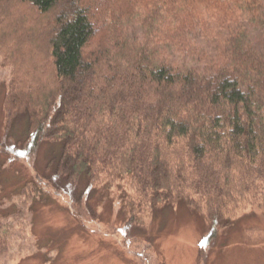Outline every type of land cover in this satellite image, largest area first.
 <instances>
[{
  "label": "trees",
  "instance_id": "trees-1",
  "mask_svg": "<svg viewBox=\"0 0 264 264\" xmlns=\"http://www.w3.org/2000/svg\"><path fill=\"white\" fill-rule=\"evenodd\" d=\"M0 71V155L33 173L21 208L48 193L94 220L122 174L144 206L181 201L215 237L264 194V0H0Z\"/></svg>",
  "mask_w": 264,
  "mask_h": 264
},
{
  "label": "rangeland",
  "instance_id": "rangeland-1",
  "mask_svg": "<svg viewBox=\"0 0 264 264\" xmlns=\"http://www.w3.org/2000/svg\"><path fill=\"white\" fill-rule=\"evenodd\" d=\"M6 79L0 71V140ZM23 135L15 124L13 136ZM49 147L40 148L36 167L45 165ZM13 162L0 155V236L6 233L0 264H264V194L237 203L212 237L203 213L174 199L144 206L122 174L99 185L91 203L94 220L73 218L67 201L48 193L41 203L21 208L17 193L33 173ZM131 209L137 219L125 229Z\"/></svg>",
  "mask_w": 264,
  "mask_h": 264
}]
</instances>
